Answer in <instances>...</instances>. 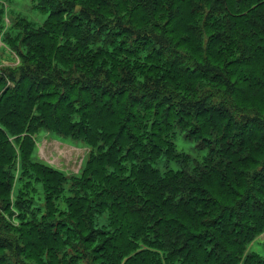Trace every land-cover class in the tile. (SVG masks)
Masks as SVG:
<instances>
[{
  "label": "trees",
  "instance_id": "obj_1",
  "mask_svg": "<svg viewBox=\"0 0 264 264\" xmlns=\"http://www.w3.org/2000/svg\"><path fill=\"white\" fill-rule=\"evenodd\" d=\"M33 1L37 2L36 9L49 15L47 20L40 27L26 19L18 20L13 26L16 35L7 31L4 40L22 62L30 59L43 63L47 58L49 67L54 68L46 71L41 63H36L42 69L32 64L30 70L26 66L18 69L7 66L0 71V86L8 80L14 84L4 83L0 91V195H5V199H0V264H26L25 259L29 258L37 264H264L263 257L247 248L264 232V175L252 176L248 185L239 184L244 185V190H239L232 179L240 180L231 170L247 166L264 169V144L262 147L259 143L264 141V0ZM82 5L94 9V17L82 7L83 13L76 14ZM126 17L129 22L124 20ZM1 18L3 10H0V27L4 28ZM100 38V41L107 40V52L103 53L104 47L98 53L92 50L94 54L90 58H77L79 65L113 75L116 82L92 80L83 72H78V78L63 77L68 70L64 72L60 67L69 68L67 58L73 64L74 40L83 43L85 48L89 42L99 43ZM149 43L153 44L147 46ZM140 51L146 54V66L141 65L144 77L148 73L153 75L145 83L140 82L143 75L133 62V55ZM113 52L118 53L115 59L110 56ZM173 52L183 57L180 60L183 66L173 64ZM157 59L164 64L156 63ZM217 62L226 63L224 70L218 68ZM126 73H132L133 80L126 78ZM29 74L39 80H33ZM120 79L123 81L119 82ZM147 80L154 82L149 84ZM188 80L193 82L185 86L186 92L195 87L194 81L208 82L212 84L208 87L212 99L225 97L233 108L232 114L241 113L240 110L246 113L235 121L244 125L239 129L243 134L222 143V148L219 144L218 153L226 149L229 164L225 169L231 176L226 171H210L211 182L217 184L221 195L203 187L198 183L200 179L184 169L163 176L154 167L164 155L177 159L170 134L178 125L182 127L185 119H191L195 126L189 137L203 134L206 121L201 119L206 112L219 108L217 103L206 106L201 95L185 96L176 83L187 84ZM25 83H30L32 89L23 86ZM79 84L84 92L89 89L87 84L91 85L96 106L88 108L82 99L72 104L66 101L65 113L61 114L59 109L49 111L44 106V97L38 95L39 92L48 94L55 88L69 93ZM245 88L252 92L245 94ZM103 91L109 94L97 98V93ZM128 97L125 107L123 102ZM137 106L141 109L134 123L131 117ZM249 128L258 130L252 138ZM44 131L76 141L83 139L101 148L115 146L113 151L110 149L90 159L84 178L78 181L85 190L79 216L83 230L78 224L76 229L74 223L70 227L68 218L56 220L51 216L57 222L51 224L45 217L42 221L30 220L25 214L29 205L27 193L20 188L15 195L14 184L18 179L33 191L36 185L42 186L48 200L54 203L56 197L51 188L60 185L62 189L67 183L60 173L36 165L32 160L29 143L34 140L33 134ZM214 135L207 134L210 138ZM117 157L121 159V168L108 169L114 166ZM124 158H128L126 162H122ZM18 162L21 169H13ZM6 166L10 169H5ZM34 166L44 169H33ZM147 172L159 177L146 179L143 174ZM115 183L118 191L110 188ZM96 185L101 191L94 194L90 188L95 190ZM72 207L76 213V204ZM100 208L103 213L109 212L107 230L94 225L93 218ZM238 210L243 212L242 217ZM204 216L209 219L204 221ZM17 218L21 228L14 222ZM227 219L232 222V230L222 226ZM29 228L30 234L26 231ZM116 231L120 236L114 235ZM217 233L229 244L222 242ZM150 235L156 236L152 239ZM74 238L80 240L77 247L81 252L68 262L66 255L63 258L59 255L68 247L76 249L71 242Z\"/></svg>",
  "mask_w": 264,
  "mask_h": 264
},
{
  "label": "rangeland",
  "instance_id": "obj_2",
  "mask_svg": "<svg viewBox=\"0 0 264 264\" xmlns=\"http://www.w3.org/2000/svg\"><path fill=\"white\" fill-rule=\"evenodd\" d=\"M36 5H37V2L33 0H0V10H3V18H1V20L3 24L5 25L4 28L2 26L0 27V71H3L4 68H6L7 66L11 69L12 68L18 69L20 67L26 66L27 68L26 70H30L31 68H33L32 64H35L37 67L41 68L39 64H36V63H41V62H37L36 60L32 61L30 59H25V62H22L21 58L17 55V53L14 50H12V48L10 47V44H8L4 40L7 31L10 32L12 35H16V33L13 31L14 30L13 26L18 20L26 19L38 27L44 24V22L47 20L49 15L42 13L41 11L36 9ZM81 7L86 9L87 12L85 13H88L91 17H94L93 13H95L96 11L84 5L76 9V14L83 13V12H80L82 9ZM97 13L101 15L99 12ZM104 18H108V17L104 16ZM124 20L129 22V18L127 17L124 18ZM100 23L102 22L100 21ZM102 27L105 28V24H102ZM107 37H108V40H111L110 35H108ZM100 40L101 38L98 41ZM106 43H107L106 39H103L99 43L89 42L88 46L84 48L83 43H78L77 39L74 40L72 45L76 47L73 50V53L75 54V56L73 57V61H72L73 64H71V62L67 58V64L69 65V68L66 69V68L60 67V69L63 70L64 72L68 70V73H64L63 77L66 78L72 75L74 78L76 77L78 78L79 77L78 72L80 73L83 72V74L92 78V80L108 79L109 81L116 82V80L113 79V75H110L108 73H101L100 71L97 72L96 69L92 71L90 70V68L84 67L82 63L80 66L79 61L77 59L78 57L90 58L92 54L102 51L103 47H104L103 53H106L107 52ZM152 44L153 43H149L147 46H151ZM92 50H94L95 52L92 53ZM145 55L146 54H144V51L135 52V54L133 55V62L137 64V66L139 67L138 71H140V73L143 75L142 80H140L141 83H145L147 78L153 77V75L149 73L146 74V76L144 77V70H143V67L141 68V65L146 66L145 65ZM110 56H112V58L115 59L118 56V53L113 52L112 55ZM182 58L183 57L179 53L173 52V55H172L173 64L179 65L181 63L180 60ZM123 63L127 65L126 62H123ZM156 63H160L161 65L164 64L159 59L156 60ZM41 64H42V67L46 69V71H51L50 68L51 69L54 68V67H49V60L47 58H44V61ZM216 64H219L218 68H220L221 70H224L223 68L226 65L225 62H219V63L217 62ZM183 65L184 64L181 63V66ZM188 66H191V65H188ZM169 67L170 69H172L171 65ZM87 69H89V71L90 72L92 71V72L91 73L88 72ZM146 71L147 70H145V72ZM202 71L206 72L205 70H202ZM43 73L44 72H42L41 74ZM166 73L170 74L172 73V71L166 72ZM131 75L132 73H126L125 77L132 78ZM209 75L210 73L208 74L207 77H209ZM217 75L219 78H221V75L219 73ZM28 76L32 77L33 80L35 81L39 80V77H36V75L29 74ZM121 81L123 80L120 79L119 82ZM153 82L154 81L152 80H147V83L149 84ZM192 82L193 81L188 80L187 84L182 83L181 85V83L179 82V83H176V85L180 86L179 90H181V92L184 93L185 96H188V98H193V97L198 98V97L203 96L206 106H210L213 103H217L219 104L218 106L219 108L217 109L213 108L212 112H209V111L206 112L205 114L206 116H204V118L201 119V120L206 121L205 122L206 131L203 134H197V136L189 137L188 133H190L192 126L193 127L195 126V124L191 121V119H185L184 123L181 124L185 130L181 126L178 125V127L174 130V133L172 135L170 134V141L175 147L174 150L176 152L177 159L171 160L166 155H164L163 158H160L159 161L154 163L155 164L154 167L155 169H158V170L160 169L159 170L160 175H163V176L166 175L170 171L184 169L187 172H189L190 175H193L197 177V179H200V182L198 183H200L203 187H206L209 190H211L213 194L218 193V195H221L217 184L216 183L212 184L213 181L211 182V180H213V175L211 174L210 171L217 170L218 173H224L226 171L231 176L229 170L225 169L226 165L229 164L228 157L226 156V149L224 150L222 149V151L218 153L219 144H221V148H222V143H226L231 140H234L235 137H238V135L243 134V132L239 129L244 128L243 127L244 125L242 126L241 123L235 122V121L241 120L242 117H244L246 113L245 111L243 112V110H240L241 113L232 114L230 111L233 110V108L230 107L231 105L225 99V97H221V98L217 97L216 99H212V95H210V90L208 89V87H211L212 84L208 82L198 83L197 81H194L195 87L190 89L193 91L190 92L189 90L186 92L185 86H189ZM4 83H6V86H9L12 84L9 80ZM4 83L1 84L0 91L1 89H3ZM136 83L139 84V79L138 81H136ZM87 85L89 89H86V92L81 90V85L79 84V87L74 88V90L69 91V93L62 88H59V89L55 88V90L52 89V91H50L48 94H45V92H39L38 95L41 97H44L43 98L44 106L48 108L49 111L56 112L57 109H59V111H61V114H63L65 113V110L63 108H64V105L66 104V101H69L72 104L73 101L78 102V101H81L82 99L88 108H91L94 105L96 106L97 102H96L95 91L90 90L91 89L90 84H87ZM23 86H26L29 89H32L33 87L30 83H25L23 84ZM142 86L143 88H146L147 84L142 85ZM51 88L53 87L51 86ZM243 91L245 94L252 92L250 89L246 91V88L243 89ZM123 92L120 95H122ZM106 94H109V92L103 91L102 94H100L99 92L97 93V98H99V96L103 98V96ZM198 95H201V96H198ZM117 101H119V98ZM128 102H129V97L123 102L125 104V107L128 105L127 104ZM240 105L242 106L245 105L246 107H250L249 105H246L243 103H240ZM225 107H228L229 110L225 109ZM140 109L141 108L138 106H137V110L133 109V112H132L133 115L131 118L133 119L134 123L138 121L137 111H139ZM247 110H250V109H247ZM88 114H90V112H88ZM175 117L176 116L174 115L172 120H175ZM78 122H81L80 118ZM257 132L258 130L256 129L252 130L249 128L248 130V133L251 138L253 137V135H255L254 133H257ZM210 133H215L216 135L210 138L209 136H207V134H210ZM33 136H34V140L29 143V150L32 148L31 152H33V157H32L33 162H35L36 165H42L49 169H53V171L57 173H60L64 178L66 177L65 181L67 180V183L64 185V188L62 189H60L61 187L60 185L57 186L56 188L53 185L51 189H52V193L56 197V199L54 197L55 201L53 203L48 200V195L44 193L45 191L43 192L42 186L36 185L37 187L36 191H33L30 188L27 189L25 188V185L23 184L24 182H21L17 179V177L19 176V172L16 173L17 181L14 184L16 186L15 195H16V191L18 192L19 189L21 188L23 189L24 193H27L25 197L28 200L27 202H29V205L27 206V209L25 210V214H28L27 217L30 220L36 221V222L39 220L42 221L43 218L45 217L46 221L49 224L57 223V222H54L53 219H51V216L55 217L56 220H63V219L68 218L70 222V227L73 228L74 227L73 223H74V225L76 226V229H77L76 224H78L80 229L83 230V224L79 223V219H80L79 216H80V211L83 208V203L85 201V190L83 189V187H81L80 182L78 181L84 178L83 174L87 168V165L90 159H92L93 157L99 156L101 153L109 152L110 149H112L113 151V149H115V146L114 145H113L114 147L105 146L106 149H104L105 147L101 148L100 145H95L93 143L90 144L88 142H84L85 140L83 141V139L76 141V139H73L70 137H64L62 135H58L56 133L54 134L53 132H49V131H44L42 133L39 132L37 134L35 133L33 134ZM241 136L245 137L244 135H241ZM75 137L80 138V136H75ZM259 143L263 147L264 141L259 140ZM164 153L167 154V152H164ZM114 155L119 156L116 154V152H114ZM131 158H134V156L131 155ZM256 158L258 160L261 159L260 155H257ZM126 159L128 158H124L122 162H126ZM120 161H121L120 157H117L114 163V166H108V169L121 168L119 167ZM20 163L19 162L16 163V167L13 169H21ZM138 165L142 166L141 163H138ZM127 167L129 169L131 168V165L128 163ZM254 167L255 166H247L246 169H231L235 171V177H237V179L240 180V181L236 180V182H234V179H232V183L237 189L244 190V185H239V184L245 183L246 185H248V183L252 181V176L264 175V169H253ZM5 169H10V168L6 166ZM33 169H44V168L40 166H34ZM125 169H126V166H125ZM44 171L45 170L41 171L43 175H44L43 173ZM143 175L146 179L154 178L156 180L157 176L159 177V175L154 176L150 172H147L146 174L144 173ZM33 177L35 178L37 176L34 175ZM47 180H53V177H47ZM215 185L217 186V188ZM94 188L95 190L90 188L91 191H95L94 194L101 191L98 185H96ZM110 188H113L114 191H118L117 190L118 186L116 185V183L114 184V186L111 185ZM215 190H217V192H215ZM0 199H5V195L1 194ZM227 200H230V199L227 198ZM73 204H76L77 206L76 213L73 210V207H72ZM73 213L77 217H75ZM237 213L240 217L244 215L243 212L240 210H238ZM214 214L215 213H212V215ZM7 216L8 214H6V217ZM10 218L14 219L13 217H10ZM202 219H204V221H207L209 217L204 216ZM93 221H94V225L98 227L99 229L107 230L108 229L107 226L110 225L109 212L106 211L103 213L100 208V210L96 212V217L93 218ZM14 222L18 228H21V222L18 218L14 220ZM222 226L226 230H232L233 228L232 222L229 221L228 219L225 220V223ZM26 231H28L29 234L32 233L31 232L32 230L30 228L29 230H26ZM110 232L113 233V230ZM114 235L117 237L120 236L119 231L114 232ZM155 236L156 235H153V236L150 235V238L154 239ZM217 236L222 242L228 243L226 239H223L221 237L220 233H217ZM71 242L72 244H74L73 247H76V249H73L72 247H68L62 254L59 255L60 258H63L64 255H66V259L68 262H71L75 258L76 253L81 252L80 249L77 247L78 245H80V240H78L77 238H74V239H71ZM251 242L247 245L248 251L254 252L264 258V232L260 233L258 237H256L252 243ZM172 247H175V244ZM24 249H25V246H22V250ZM58 251L56 250V252ZM154 252H157V250H154ZM6 253L12 254V251H6ZM158 253L160 254V252ZM44 258H48V257L45 256ZM25 261H26V264H37V261L31 258H29L28 260L25 259ZM78 264H87V263L78 262ZM162 264H166V263H162Z\"/></svg>",
  "mask_w": 264,
  "mask_h": 264
}]
</instances>
